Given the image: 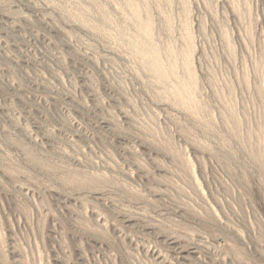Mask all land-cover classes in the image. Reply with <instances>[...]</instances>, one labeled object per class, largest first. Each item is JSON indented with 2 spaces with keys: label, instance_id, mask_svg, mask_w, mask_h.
I'll use <instances>...</instances> for the list:
<instances>
[{
  "label": "rangeland",
  "instance_id": "374dc122",
  "mask_svg": "<svg viewBox=\"0 0 264 264\" xmlns=\"http://www.w3.org/2000/svg\"><path fill=\"white\" fill-rule=\"evenodd\" d=\"M0 264H264V0H0Z\"/></svg>",
  "mask_w": 264,
  "mask_h": 264
}]
</instances>
